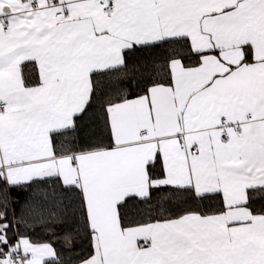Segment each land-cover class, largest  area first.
<instances>
[{
  "label": "snow or ice",
  "instance_id": "obj_1",
  "mask_svg": "<svg viewBox=\"0 0 264 264\" xmlns=\"http://www.w3.org/2000/svg\"><path fill=\"white\" fill-rule=\"evenodd\" d=\"M0 264H264V0H0Z\"/></svg>",
  "mask_w": 264,
  "mask_h": 264
}]
</instances>
